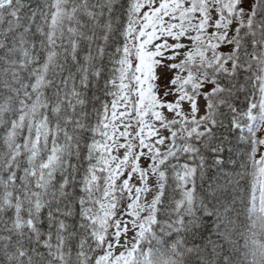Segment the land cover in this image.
<instances>
[{
	"label": "snow or ice",
	"instance_id": "6c2138e0",
	"mask_svg": "<svg viewBox=\"0 0 264 264\" xmlns=\"http://www.w3.org/2000/svg\"><path fill=\"white\" fill-rule=\"evenodd\" d=\"M0 264H264V0H0Z\"/></svg>",
	"mask_w": 264,
	"mask_h": 264
}]
</instances>
